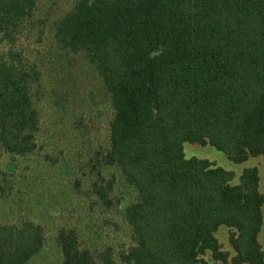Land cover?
<instances>
[{
  "label": "trees",
  "instance_id": "1",
  "mask_svg": "<svg viewBox=\"0 0 264 264\" xmlns=\"http://www.w3.org/2000/svg\"><path fill=\"white\" fill-rule=\"evenodd\" d=\"M187 142L264 155V0H0V153L44 164L34 185L50 169L71 183L0 218V264L42 250L44 202L45 220L68 217L62 264H116L99 216L118 203L122 264H264L259 169L236 179Z\"/></svg>",
  "mask_w": 264,
  "mask_h": 264
},
{
  "label": "rangeland",
  "instance_id": "2",
  "mask_svg": "<svg viewBox=\"0 0 264 264\" xmlns=\"http://www.w3.org/2000/svg\"><path fill=\"white\" fill-rule=\"evenodd\" d=\"M42 88L45 89V82H42ZM184 153L186 158L196 157L199 159H207L217 166H221L226 170L233 171L236 174V179L239 178L245 168L257 167L260 172V190L264 194V155L250 157L247 161L242 163H235L230 160L227 155L211 145H199L192 143H184ZM0 183L9 186V194L7 199L3 201L0 218L3 223L16 222L20 219V215H23L26 219H31L34 216L32 211L33 203L40 198V191L44 193H56L60 189L65 188V184L68 183L71 186L69 178H65L59 175L54 177L53 170L47 171V177L33 184L32 177L36 174L35 170L42 168L44 164H39L38 160H34V156L22 157L13 155L5 150L0 153ZM30 183L31 185H28ZM43 183V184H42ZM42 184V185H41ZM11 187V189H10ZM22 192V194H20ZM88 189L82 184V187H74V194L86 195ZM20 194V195H18ZM21 196L23 199H19ZM54 199H57L54 197ZM120 202V200H118ZM23 203V205H21ZM44 212L40 216L36 215L37 222H39L44 228L45 243L42 250L27 264H62V253L57 240V229L61 225L68 223L67 215L62 218L61 213L58 212L57 216L51 217V221L45 220L48 213H46L47 202H44ZM264 212V206H263ZM30 215V216H29ZM21 218V217H20ZM57 221V224L55 220ZM103 226H105L108 239H106V245H111L114 251V259L116 264H122L119 262V251L121 244L128 243L129 239L126 235V226L121 215L120 204L118 203L116 208L106 214L99 216ZM22 219V218H21ZM77 221L74 220L73 223ZM230 228L227 226H221L215 233L218 238L222 250L229 252V260L235 255V251L229 240ZM259 240L264 249V225L259 236ZM208 264H225L222 261L215 260L210 252L202 256Z\"/></svg>",
  "mask_w": 264,
  "mask_h": 264
}]
</instances>
